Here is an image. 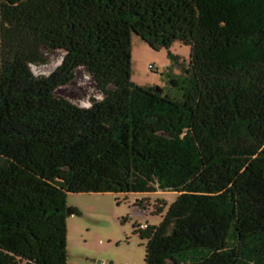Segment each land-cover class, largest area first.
Wrapping results in <instances>:
<instances>
[{
  "label": "trees",
  "instance_id": "obj_1",
  "mask_svg": "<svg viewBox=\"0 0 264 264\" xmlns=\"http://www.w3.org/2000/svg\"><path fill=\"white\" fill-rule=\"evenodd\" d=\"M132 34L190 47L178 95L132 81ZM79 68L88 107L56 95ZM157 190L145 264H264V0H0V264H68V193Z\"/></svg>",
  "mask_w": 264,
  "mask_h": 264
},
{
  "label": "rangeland",
  "instance_id": "obj_2",
  "mask_svg": "<svg viewBox=\"0 0 264 264\" xmlns=\"http://www.w3.org/2000/svg\"><path fill=\"white\" fill-rule=\"evenodd\" d=\"M169 53L175 57L174 60L168 56ZM189 54L190 47L179 41H175L169 49L155 51L139 36L132 34L131 79L138 85L160 87L165 93L176 96L179 91L172 87L171 77L184 75L183 70L189 66ZM45 55V64L31 65L35 75H48L53 71L61 62L63 52L45 51ZM56 95L81 107L90 106L92 99L102 98L83 68L77 70L70 84L58 88ZM176 196L175 191L160 190L145 193H68L67 208H75L79 214L67 215L66 219L67 263L145 264V241L134 233L133 225H158L161 214L155 213V207H160L162 201L166 204L164 213Z\"/></svg>",
  "mask_w": 264,
  "mask_h": 264
},
{
  "label": "water",
  "instance_id": "obj_3",
  "mask_svg": "<svg viewBox=\"0 0 264 264\" xmlns=\"http://www.w3.org/2000/svg\"><path fill=\"white\" fill-rule=\"evenodd\" d=\"M71 214H72V211L69 208H67V215H71Z\"/></svg>",
  "mask_w": 264,
  "mask_h": 264
},
{
  "label": "built area",
  "instance_id": "obj_4",
  "mask_svg": "<svg viewBox=\"0 0 264 264\" xmlns=\"http://www.w3.org/2000/svg\"><path fill=\"white\" fill-rule=\"evenodd\" d=\"M150 68H151V66H150Z\"/></svg>",
  "mask_w": 264,
  "mask_h": 264
}]
</instances>
